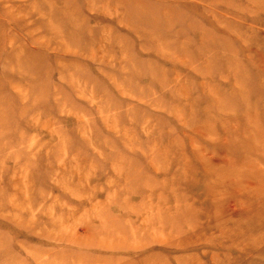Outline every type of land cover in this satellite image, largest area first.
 Listing matches in <instances>:
<instances>
[{
	"label": "rangeland",
	"instance_id": "1",
	"mask_svg": "<svg viewBox=\"0 0 264 264\" xmlns=\"http://www.w3.org/2000/svg\"><path fill=\"white\" fill-rule=\"evenodd\" d=\"M0 264H264V0H0Z\"/></svg>",
	"mask_w": 264,
	"mask_h": 264
}]
</instances>
